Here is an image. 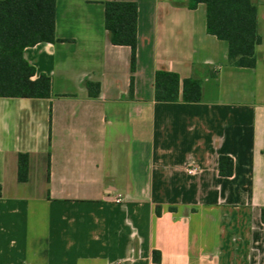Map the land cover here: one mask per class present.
<instances>
[{
  "label": "crops",
  "instance_id": "0c3cea01",
  "mask_svg": "<svg viewBox=\"0 0 264 264\" xmlns=\"http://www.w3.org/2000/svg\"><path fill=\"white\" fill-rule=\"evenodd\" d=\"M108 1L138 5L134 72L105 28ZM252 1L255 68L230 65L204 4L56 0L59 41L25 50L50 97H0V264H264V0ZM158 71L179 75L180 96L201 80L202 102L156 101Z\"/></svg>",
  "mask_w": 264,
  "mask_h": 264
},
{
  "label": "trees",
  "instance_id": "16d2710c",
  "mask_svg": "<svg viewBox=\"0 0 264 264\" xmlns=\"http://www.w3.org/2000/svg\"><path fill=\"white\" fill-rule=\"evenodd\" d=\"M199 4L206 6L208 34L227 42L230 65L255 68L256 50L262 42L257 31V5L252 0H189L188 6L190 9H196ZM137 21V3H105V28L109 32L111 43L131 48L133 72L137 63ZM55 29L56 0H0V97H50V78L45 74L35 78L37 70L26 60L25 50L39 43L59 41ZM180 86L178 74L158 71L155 75L156 101L178 102L181 98L186 103L202 102L201 80H183L181 96ZM86 87L91 97L99 96L100 84L87 81ZM18 163L19 181L26 182L29 177V155L19 154ZM233 170V159L220 156V176L231 177ZM154 260H159L157 252L154 253Z\"/></svg>",
  "mask_w": 264,
  "mask_h": 264
},
{
  "label": "built area",
  "instance_id": "2783aa9c",
  "mask_svg": "<svg viewBox=\"0 0 264 264\" xmlns=\"http://www.w3.org/2000/svg\"><path fill=\"white\" fill-rule=\"evenodd\" d=\"M196 170H197L196 168L191 167V168L189 169V172H190V173H193V172H195ZM116 202H120V199H119V198L116 199Z\"/></svg>",
  "mask_w": 264,
  "mask_h": 264
}]
</instances>
